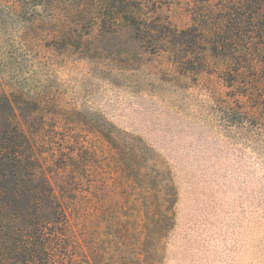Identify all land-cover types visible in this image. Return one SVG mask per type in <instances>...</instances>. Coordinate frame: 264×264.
Wrapping results in <instances>:
<instances>
[{
	"label": "rangeland",
	"instance_id": "obj_1",
	"mask_svg": "<svg viewBox=\"0 0 264 264\" xmlns=\"http://www.w3.org/2000/svg\"><path fill=\"white\" fill-rule=\"evenodd\" d=\"M178 1L163 13L182 28ZM54 22L0 0V96L19 119L41 107L28 126L52 186L76 192L68 264H264L263 79L223 106L216 72L180 76L140 28L96 36L89 57L56 48Z\"/></svg>",
	"mask_w": 264,
	"mask_h": 264
},
{
	"label": "trees",
	"instance_id": "obj_2",
	"mask_svg": "<svg viewBox=\"0 0 264 264\" xmlns=\"http://www.w3.org/2000/svg\"><path fill=\"white\" fill-rule=\"evenodd\" d=\"M12 1L43 4L55 20L54 46L89 57L98 48L96 36L140 28L150 52L166 54L180 76L216 72L232 92L223 106L239 95L254 96L258 77L264 82V0L178 1L189 21L182 28L167 20L162 0ZM148 12L156 15L149 26ZM0 102L9 110L0 127V264H68L79 247L69 221L76 192L72 197L65 185L52 186L57 160L42 156L37 133L28 126L41 107L19 119L8 96Z\"/></svg>",
	"mask_w": 264,
	"mask_h": 264
}]
</instances>
